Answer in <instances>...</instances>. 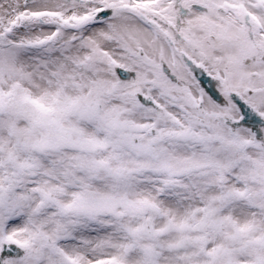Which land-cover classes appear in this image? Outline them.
Instances as JSON below:
<instances>
[{"label": "snow or ice", "instance_id": "1", "mask_svg": "<svg viewBox=\"0 0 264 264\" xmlns=\"http://www.w3.org/2000/svg\"><path fill=\"white\" fill-rule=\"evenodd\" d=\"M0 264H264V0H0Z\"/></svg>", "mask_w": 264, "mask_h": 264}]
</instances>
